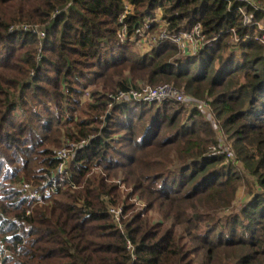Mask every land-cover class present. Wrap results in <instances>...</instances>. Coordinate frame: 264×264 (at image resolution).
<instances>
[{
    "label": "trees",
    "instance_id": "1",
    "mask_svg": "<svg viewBox=\"0 0 264 264\" xmlns=\"http://www.w3.org/2000/svg\"><path fill=\"white\" fill-rule=\"evenodd\" d=\"M242 9L264 23L238 0H0V264H264V47ZM158 11L217 40L194 56L120 41ZM165 83L210 101L238 164L196 105L113 99ZM66 140L87 144L35 205L20 185L47 179Z\"/></svg>",
    "mask_w": 264,
    "mask_h": 264
},
{
    "label": "built area",
    "instance_id": "2",
    "mask_svg": "<svg viewBox=\"0 0 264 264\" xmlns=\"http://www.w3.org/2000/svg\"><path fill=\"white\" fill-rule=\"evenodd\" d=\"M238 1L247 6H251L255 10L264 9V4L260 0ZM131 11L132 7L127 5L126 11L121 17V20L124 19L125 15ZM241 12L244 14L245 25H256L258 27L260 33L256 36V40L260 42L264 47V23L260 21L255 23L254 16L251 14H247L245 12V9H242ZM152 24H157L158 26L155 32L151 31ZM14 29H21L24 32H32L36 34L40 40L45 37L44 31L37 26L21 25L19 27L12 28L11 31ZM231 32L233 33V40L235 41V43H238L239 39L236 35L235 30L232 29ZM119 39L121 42L130 40L140 43L141 45H137L138 47H142V49L146 47L148 50L152 49L154 46L159 45L162 42L168 41L177 46L181 56H194L201 50H203L206 46L210 45L211 42L217 40V38H214L212 40L207 39L203 27L200 24L195 25L191 30L187 32L173 33L169 31L167 24L162 20V13L160 11L157 12L155 17L146 18L142 27L139 28L133 36H128L126 29L120 31ZM145 41H147V45H144L142 43ZM89 96V92H87L85 94V98H88ZM113 99L117 102L133 100L136 102H143L148 104L172 100L187 107L196 105L205 113L209 110L208 112L211 114L209 120L213 122L218 134L220 135V139L222 141V150L226 155V161L233 164H238L231 142L227 141L226 137L218 126V122L211 112L209 100L206 99L196 101L195 99L188 97L183 90H180L173 85L166 83L154 87L143 85L138 90L120 92ZM86 144V141L73 143L66 140L55 153V156L57 160H59V163L55 170L51 173V175L47 177V179H44L40 184L37 185L31 183H23L22 185H20V190L24 193V197L30 199L35 203V205H42L46 202L47 199L54 197L59 192V190L64 187V184L67 180V168L69 166L70 160L76 154V152H78ZM121 212V209L112 208L110 210V213L113 216L115 222L119 224L120 228H123L120 222ZM28 214H30V212ZM129 248L131 249L132 246L129 245ZM2 251L3 243L0 240V253Z\"/></svg>",
    "mask_w": 264,
    "mask_h": 264
},
{
    "label": "rangeland",
    "instance_id": "3",
    "mask_svg": "<svg viewBox=\"0 0 264 264\" xmlns=\"http://www.w3.org/2000/svg\"><path fill=\"white\" fill-rule=\"evenodd\" d=\"M148 41V40H147ZM147 41H145V42H142L144 45H147ZM232 42H233V44L232 45H236L237 43H235V41L233 40V38H232ZM134 45H141L140 43H137V42H135V44ZM145 48V49H144ZM143 49H142V47H138L137 46V48H136V50L139 52V53H145V52H147L148 51V49L146 48V47H144ZM203 100H205V99H203ZM209 111V110H208ZM206 112L205 114L207 115V117H210V113L209 112ZM239 203H241L244 199H243V197H244V194H243V192H240L239 193Z\"/></svg>",
    "mask_w": 264,
    "mask_h": 264
}]
</instances>
